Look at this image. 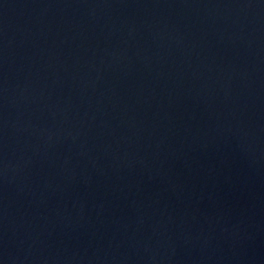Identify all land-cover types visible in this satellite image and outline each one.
Segmentation results:
<instances>
[{"label": "water", "instance_id": "95a60500", "mask_svg": "<svg viewBox=\"0 0 264 264\" xmlns=\"http://www.w3.org/2000/svg\"><path fill=\"white\" fill-rule=\"evenodd\" d=\"M0 264H264V0H0Z\"/></svg>", "mask_w": 264, "mask_h": 264}]
</instances>
